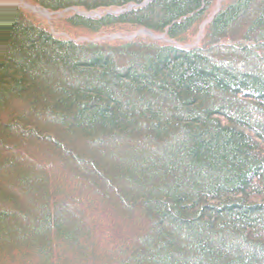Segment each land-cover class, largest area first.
<instances>
[{
    "label": "trees",
    "instance_id": "1",
    "mask_svg": "<svg viewBox=\"0 0 264 264\" xmlns=\"http://www.w3.org/2000/svg\"><path fill=\"white\" fill-rule=\"evenodd\" d=\"M24 1L92 40L0 0V264H264V0Z\"/></svg>",
    "mask_w": 264,
    "mask_h": 264
},
{
    "label": "rangeland",
    "instance_id": "2",
    "mask_svg": "<svg viewBox=\"0 0 264 264\" xmlns=\"http://www.w3.org/2000/svg\"><path fill=\"white\" fill-rule=\"evenodd\" d=\"M13 2L18 4V6H20L25 11L32 14V16H34L35 18L40 20L42 23L48 25L50 27V29H59V31H56L55 33L63 36L64 38L65 37L72 38V40H74V41L92 40V37L87 36V34L84 33L83 31L81 32L78 29H76L75 27H71L67 24H66L67 25L66 26L64 23L65 21L63 22V18H62L65 15V12H63V11H57V12L48 11L47 9L42 8L37 4H29L26 1H25L26 4L24 5L23 4L24 1H22V0H13ZM221 2H222V0H216L210 11L212 12L215 9H217V7L219 6V4ZM28 4L32 5V6L35 5L40 9L38 11H36L32 7H30ZM80 13L85 14V15L88 14V13H84L82 11ZM203 26H204V24L200 25V27L198 28V31L192 37L191 41H189V45L195 44L199 41V39L201 37L202 30L204 28ZM146 32L149 33L148 31L140 29V30H137L136 32L126 36V38H131L132 36H135V35H147ZM102 36H106V35H102ZM115 36L125 38V36H123L121 34H116ZM155 37L160 38V36H155Z\"/></svg>",
    "mask_w": 264,
    "mask_h": 264
},
{
    "label": "bare ground",
    "instance_id": "3",
    "mask_svg": "<svg viewBox=\"0 0 264 264\" xmlns=\"http://www.w3.org/2000/svg\"><path fill=\"white\" fill-rule=\"evenodd\" d=\"M22 1H24V0H22ZM23 4L25 5L26 3H25V1L23 2ZM29 5V4H28ZM36 11H38L40 8H34Z\"/></svg>",
    "mask_w": 264,
    "mask_h": 264
},
{
    "label": "water",
    "instance_id": "4",
    "mask_svg": "<svg viewBox=\"0 0 264 264\" xmlns=\"http://www.w3.org/2000/svg\"><path fill=\"white\" fill-rule=\"evenodd\" d=\"M29 6L32 7L33 9H34V8H37V6H35V5H33V6H32V5H29Z\"/></svg>",
    "mask_w": 264,
    "mask_h": 264
}]
</instances>
